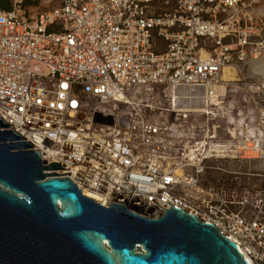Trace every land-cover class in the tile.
Returning <instances> with one entry per match:
<instances>
[{
    "label": "built area",
    "instance_id": "obj_1",
    "mask_svg": "<svg viewBox=\"0 0 264 264\" xmlns=\"http://www.w3.org/2000/svg\"><path fill=\"white\" fill-rule=\"evenodd\" d=\"M255 4L0 0V119L44 167L66 166L45 174H71L47 180L69 178L99 206L147 220L172 205L217 227L250 264H264V217L200 186L210 163L244 160L253 140L213 99L227 103L242 83L245 122L253 126L254 100L264 118V81L225 79L264 57ZM203 105L211 113L197 110Z\"/></svg>",
    "mask_w": 264,
    "mask_h": 264
},
{
    "label": "water",
    "instance_id": "obj_2",
    "mask_svg": "<svg viewBox=\"0 0 264 264\" xmlns=\"http://www.w3.org/2000/svg\"><path fill=\"white\" fill-rule=\"evenodd\" d=\"M0 119V264H250L236 243L181 209L157 220L83 197L71 174ZM154 202V201H153Z\"/></svg>",
    "mask_w": 264,
    "mask_h": 264
},
{
    "label": "rangeland",
    "instance_id": "obj_3",
    "mask_svg": "<svg viewBox=\"0 0 264 264\" xmlns=\"http://www.w3.org/2000/svg\"><path fill=\"white\" fill-rule=\"evenodd\" d=\"M256 16L264 19V0H256ZM243 75L249 84L264 81V57L259 61H251L243 66ZM239 78V79H240ZM224 106L223 119L245 118L246 88L242 83L235 86ZM251 109V107H250ZM253 125L258 129L257 135L264 134V118L261 116L260 104L253 101ZM222 113V112H221ZM226 115V116H225ZM159 121H163L157 116ZM238 118V119H239ZM221 126L225 122H220ZM211 169L201 178L200 186L207 191L214 190L234 203L233 209L248 217H264V155L257 158H244L242 161L212 162ZM220 169V170H218Z\"/></svg>",
    "mask_w": 264,
    "mask_h": 264
},
{
    "label": "bare ground",
    "instance_id": "obj_4",
    "mask_svg": "<svg viewBox=\"0 0 264 264\" xmlns=\"http://www.w3.org/2000/svg\"><path fill=\"white\" fill-rule=\"evenodd\" d=\"M238 74H240V73L236 72L235 70L228 69L226 71L225 79L228 80V81L229 80L230 81H240L242 79L240 78V76ZM213 102H214L215 106H218V109L220 110V112L221 111L222 112L225 111V107L224 106L227 103L222 102L220 99H217V100L213 99ZM186 108H192V106L187 105ZM196 108H197V110H202V111H206L208 113H211L210 108H208L206 105L197 106ZM220 112H219V114H220ZM236 121L238 122L239 134L241 136H243L244 135L243 133L245 132V129H248L250 131V133H249L250 137L253 138V140H250L249 143L247 144V147H246L247 150L243 151V156L245 158H257L259 156V154H261V153H260L259 149H257L256 145L259 142L258 140H261V139L264 138L263 137L264 134L262 136L257 135V133H259L258 129H255L254 125L251 126L252 124H247V122H245L244 118H239Z\"/></svg>",
    "mask_w": 264,
    "mask_h": 264
}]
</instances>
